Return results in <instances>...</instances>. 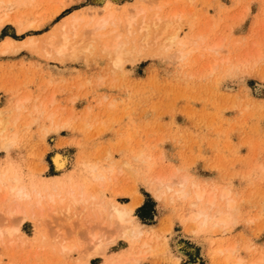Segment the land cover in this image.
Returning a JSON list of instances; mask_svg holds the SVG:
<instances>
[{
    "label": "rangeland",
    "instance_id": "rangeland-1",
    "mask_svg": "<svg viewBox=\"0 0 264 264\" xmlns=\"http://www.w3.org/2000/svg\"><path fill=\"white\" fill-rule=\"evenodd\" d=\"M12 1L0 3V15L10 18L0 40L11 36L27 44L32 36L35 46L20 43L17 51L0 53V110H6L0 118L2 113L7 121L0 137L10 138V146L4 149V141L0 146V171L19 176L29 191L46 188L63 197L72 187L90 202L124 204L142 232L137 238L117 235L103 256L88 258L89 233H110L98 213L79 223L84 206L56 198L43 205L38 220L40 209L21 202L25 218L16 227L22 216L6 218L2 211L14 198L4 201L0 195V264H123L125 258L124 264H264V0ZM55 6L60 11L49 20ZM107 12L113 16L101 30L106 33L101 42L109 45L119 34L126 49L134 46L132 56L118 60L97 39L87 50L79 45L82 49L71 48L62 57L38 44L69 13L82 19L75 22L79 30ZM133 12L136 23L128 30L125 15ZM170 12L183 18L181 42L157 45L154 36L161 35L165 18L173 19ZM155 15L163 21L156 20L158 32L149 27L156 45L146 41L147 51L137 46L146 38L141 20L151 24ZM27 20L45 24L23 30ZM86 25L89 40L93 23ZM15 99L22 100L20 115L8 120ZM56 152L67 157L60 170L52 162ZM184 176L186 198L173 197L160 184ZM195 184L206 190L205 197L211 193V212L231 213L228 227L203 226L194 218L196 210L207 208L192 204ZM223 189L228 196L221 197ZM138 198L140 204L132 206ZM227 198L234 201L233 210ZM12 225L18 230L11 232ZM56 236L73 241L72 249L58 246Z\"/></svg>",
    "mask_w": 264,
    "mask_h": 264
},
{
    "label": "bare ground",
    "instance_id": "bare-ground-1",
    "mask_svg": "<svg viewBox=\"0 0 264 264\" xmlns=\"http://www.w3.org/2000/svg\"><path fill=\"white\" fill-rule=\"evenodd\" d=\"M2 0H0V3H1V5H2V3L3 2H1ZM6 1H8L6 4L8 5V3L10 2V4H13V3H11V2H13L12 0H6ZM30 0H28V2H29ZM194 1V0H193ZM25 3L26 2V0H14V3H15V5L16 4H18V3ZM32 2V1H31ZM4 4H5V2H4ZM9 4V7L11 6ZM6 5V6H7ZM14 5V4H13ZM58 5V4H57ZM4 6V5H3ZM5 6V7H6ZM35 6V5H34ZM65 6V5H64ZM104 6H106V5H104ZM110 6V5H109ZM191 6V5H190ZM2 7V6H1ZM0 7V8H1ZM55 7H57V6H55ZM63 7V6H62ZM4 8V7H3ZM35 8V7H34ZM118 8V7H117ZM176 8V7H175ZM38 9V8H37ZM116 9V8H115ZM119 9V8H118ZM189 9V8H188ZM33 10V9H32ZM102 10V9H101ZM100 10V11H101ZM106 10V9H105ZM113 10V12L115 11L114 9H112ZM191 10V9H190ZM33 11H35V10H33ZM59 11H60V8H54V10L52 11V13L49 15V20L50 19H52L56 14H58L59 13ZM96 11V10H95ZM140 11H142V9H140ZM175 11V10H174ZM29 12H31V11H29ZM48 12V11H47ZM94 12V11H93ZM172 12V11H171ZM170 12V13H171ZM4 13V12H3ZM2 13V15H0V30L3 28V26L5 25V24H7L8 22H10V18L8 17V15H7V13H4L3 14ZM24 13V12H23ZM76 13V12H75ZM132 13V12H131ZM134 13V12H133ZM175 12H173V13H171V16H173L172 18L173 19H171V20H167V18H165L164 19V23H162V21H161V18H159L158 16L159 15H155V17H153V22H151V24H147V21H143V20H141V25H140V27L142 28V29H145V28H147V31H146V34H145V36H146V38L148 37V35H149V33L152 31H148L149 30V27H152V25H153V27H155V30H156V32H158L159 30V27H157V21L159 20V21H161V23L163 24V26H164V28H162V31H159L160 32V34L161 35H158V33H157V35L156 36H154L155 37V39H153V41L154 42H156L157 43V45H158V40L160 41V44L159 45H161V42L162 43H164L165 45L166 44H173V43H179V42H181V39L179 38V35H178V30L179 29H181V28H179V23L180 22H183V18L181 19V17L179 18V16L177 17V19L175 18V14H174ZM71 14L72 13H69V15H67V16H70L71 17ZM113 13L112 12H107L105 15H107V16H101V17H98V18H91L90 20L91 21H88V23H90V22H92L93 23V26H91V30L89 31V29H88V32L90 33V37H92L91 39H90V37H89V40H88V38H85V36H86V34H87V28H85L87 25L86 24H88V23H84L83 25H84V27H81L79 30H81V36L83 35V34H85V35H83L82 37L80 36L79 38H78V36H79V30L77 29V25H78V23L80 22V21H82V19L81 20H79V18L78 17H75V16H72L69 20L67 19L66 21H64V18H66V17H63L61 20H60V22L61 21H63V22H61V24H60V26L57 28V29H55L56 31L55 32H53L51 35H48L47 36V34H46V36L44 37V38H46L45 39V41H44V38H43V40H41V39H39L40 40V42H38V44H40V43H43V45H47L46 46V48L48 47H50V49L49 50H47L48 52L52 49V51H53V49H54V51L53 52H49L50 54L51 53H53V54H56V55H58V56H60V57H62L66 52H68L71 48H74V47H77L78 49L76 50V51H78L79 50V48L80 49H86V48H84V47H87V49H88V47L90 46V47H92L91 46V40H92V42H93V40L94 39H97V40H100V42H101V39L103 38V37H105L106 36V33H102V29H104L106 26H107V24L108 23H110V19L109 18H111V16H113L112 15ZM20 15H22V14H20ZM117 15V14H116ZM128 15L129 14H127V16L125 15V21H126V26L129 28L128 30H130V28L132 27V25H134L136 22H134L135 20V16L137 15H135V13H134V15H131V16H129L128 17ZM13 16H14V14H13ZM77 16H79L78 14H77ZM83 16V15H82ZM170 15H168V17H169ZM25 17V16H24ZM80 17V16H79ZM14 18V17H13ZM17 17H15V19H16ZM80 18H82V17H80ZM152 18V17H151ZM18 19V18H17ZM16 19V20H17ZM175 19V20H174ZM178 19H180V21L178 20ZM15 20V21H16ZM48 19H47V21H49ZM77 20H79V22L77 23V24H75V22H77ZM134 20V21H133ZM157 20V21H156ZM177 20V21H176ZM28 21V20H27ZM36 21V20H35ZM35 21H32V22H27L26 23V25H24L23 26V30H25V28H34V29H38V28H41V27H43L44 26V24H45V21L43 20V21H37V22H35ZM47 21H46V23H47ZM132 22H134V24H132ZM142 22H144V23H142ZM59 23V22H58ZM139 23V22H138ZM13 25V24H12ZM18 25H21L20 24V22H18ZM82 24L80 25V26H83ZM180 25H181V23H180ZM54 26H56V24L54 25ZM79 26V27H80ZM17 27V26H16ZM20 27V26H19ZM139 27V28H140ZM152 27V28H153ZM181 27V26H180ZM85 28V29H84ZM139 28H138V30H139ZM158 28V29H157ZM19 29V28H18ZM21 29V28H20ZM53 29V28H52ZM20 30H18V32H19ZM82 31H85V33L84 32H82ZM133 31H134V29H133ZM135 32V31H134ZM139 32H140V30H139ZM138 32V33H139ZM147 32H149V33H147ZM23 33V32H22ZM51 33V32H50ZM153 33V32H152ZM121 35V34H120ZM142 36H143V34H142ZM158 36V37H157ZM160 36H162V39L160 38ZM30 39H32V36H28ZM87 37V36H86ZM116 37H119V34L117 35V36H115L113 39L114 40H112V42H109L110 44L108 45V44H106V43H104V41L103 42H101V44L100 43H98V44H100V46L102 47V49L104 50V52H106V50H107V52L109 53H114L115 55H116V58L118 59V60H120V59H122V57H125V55H130V56H132V52H133V50H134V46L132 45L131 46V48H125L126 46H125V44H127V42L126 43H124L123 42V40H121V37L119 38V40H118V38L116 39ZM29 38H27L28 40L26 41V43L27 44H23V40H21V41H19V40H16V39H14V38H12L11 36H5L3 39H1L0 40V53H6V52H8V51H11V52H14V50L15 51H17L19 48H20V46H22V45H29L30 43L32 44V46H33V44L34 43H32L33 41L32 40H29ZM39 38V37H38ZM41 38V37H40ZM145 37H144V39H146ZM150 38V40H142L141 42L142 43H140V41H139V43L140 44H143L144 42V47L142 46V45H138L137 44V46H139V48L141 47V48H145L146 50L151 46V43H152V46L153 45H156V44H153L154 42L151 40L152 38L151 37H148V39ZM160 38V39H159ZM35 40H36V38H34ZM25 41V40H24ZM37 41V40H36ZM43 41V42H42ZM146 41L150 44H146ZM151 43H150V42ZM167 41V42H166ZM29 42V43H28ZM35 42V41H34ZM106 42V41H105ZM20 43L22 44V45H20ZM36 43V42H35ZM45 43V44H44ZM80 43V44H79ZM104 45H103V44ZM138 43V42H137ZM163 44V45H164ZM216 44V45H215ZM214 44V42H213V47L217 50V48L219 49V46H221V42H217V43H215ZM220 44V45H219ZM42 45V44H41ZM42 45V47H43V49H44V51H45V46H43ZM79 45L80 46H82V48L81 47H79ZM147 45H149V47L147 48L146 46ZM31 45H29V47H30ZM34 46H35V44H34ZM23 47V46H22ZM31 48V47H30ZM33 48V47H32ZM47 48V49H48ZM153 48H155V47H153ZM210 48V47H209ZM42 48H41V50H43ZM86 49V50H87ZM137 50H138V47L136 48ZM152 49V48H151ZM136 50V51H137ZM143 50V49H142ZM46 51V53H48ZM136 51H134V54L135 55H139V52H140V49H139V51H137V53L138 54H136ZM144 51V50H143ZM148 51V50H147ZM70 52V51H69ZM153 52V51H152ZM152 52H151V54H152ZM182 52V51H181ZM45 53V52H44ZM74 53V52H73ZM134 54H133V56H134ZM186 53H184L183 55H185ZM147 55V54H146ZM49 56V55H48ZM66 56V55H65ZM71 56V55H70ZM129 56V57H130ZM140 56V55H139ZM181 56V55H180ZM67 57V56H66ZM69 57V56H68ZM136 56H134L133 58L132 57H130V58H132V59H134ZM145 57V56H144ZM54 58V57H53ZM228 58V57H227ZM136 59V58H135ZM134 59V60H135ZM221 59H223V58H221ZM225 59H226V57H225ZM229 59V58H228ZM228 59H226V60H228ZM226 60H225V62H226ZM14 99V98H13ZM26 100H27V98H25ZM24 99V100H25ZM10 100V99H9ZM23 100V101H24ZM9 103V102H8ZM12 103H14L13 105H12V107H10V109H8V113H11L12 114V111L14 112V114L13 115H11V114H9L10 116H12L11 118H7L8 120L9 119H12L13 121L14 120H17L18 119V116L20 115V114H18V112H19V110L21 109V106H22V100H19V99H15V102H12ZM1 111V110H0ZM3 112H6V110H2ZM1 111V112H2ZM20 113V112H19ZM8 115V116H9ZM5 117L6 116H4L3 115V117H2V113H1V118H4V119H1L0 118V126H2L1 128H0V131H1V129L3 128V127H5V123L7 122L6 121V119H5ZM44 133V132H43ZM14 135V134H13ZM8 137V138H7ZM10 139L9 138V136H5V137H0V146H1V143H2V141H4L3 143H2V147H4V149H5V146H7V145H9L10 146V142L8 141V140ZM66 158L67 157H64L63 155H61L60 153H58V152H56V153H54V155H53V157H52V162H53V164H54V167H55V169H57V170H60V169H63L64 167H65V165H66V163H67V160H66ZM7 160V159H6ZM4 163V162H3ZM159 172V171H158ZM157 172V174L155 173V175H156V178H155V176H154V178H155V180L157 179L158 180V182H159V178L157 177L158 175H161V173L159 174ZM150 173V172H149ZM152 173H153V171H152ZM151 173V174H152ZM20 175V174H19ZM148 176V175H147ZM149 176H150V174H149ZM148 176V177H149ZM152 176V175H151ZM162 176H163V174H162ZM161 176V177H162ZM98 177H100V175L99 176H95L94 178H98ZM102 177H103V175H102ZM148 177H146L147 179H148ZM144 178V177H143ZM150 178V177H149ZM153 178V179H154ZM63 179V178H62ZM145 179V178H144ZM152 182V181H151ZM150 182V183H151ZM156 182V181H155ZM154 184V183H153ZM160 184L162 185V184H164L163 186L166 188V190L169 192V191H171V195L174 197V196H177V197H184V198H186L187 196H188V194H189V188H188V178L187 177H180L179 178V180H172V181H169V182H161L160 181ZM42 185V184H41ZM159 185V184H158ZM160 185V186H161ZM50 186V185H49ZM153 186V185H152ZM190 186V185H189ZM192 186V185H191ZM42 187V186H41ZM69 187V186H68ZM150 187V186H149ZM154 187V186H153ZM193 188H195L193 191H192V193L194 194L193 196V199H194V202H192V204L193 205H197L198 203H200V204H202V202H203V204H205L206 206H207V210L205 209V207L203 208H201V209H199L198 211L196 210V212H194L195 214H194V218H196V219H198L199 220V222H200V224L201 225H203V226H207V225H209V224H212V225H220V226H223V227H228L231 223H232V217H231V213L229 214L228 212H225V211H223V210H221V209H217L215 212H211L212 211V207L214 206V199H213V197L212 196H207L209 193H207V195H206V197H205V194H206V190L204 191L203 190V188L202 189H200V188H198V186L195 184V185H193L192 186ZM200 187V186H199ZM44 188V187H43ZM188 188V189H187ZM153 189V188H152ZM32 190V189H31ZM46 190V188L45 189H38V188H35L33 191H29L22 183H21V178H19V176H17V175H15V176H8V175H6V173L5 172H1L0 171V195H1V198L3 197V200L5 201V199L4 198H6V197H8V196H12V198H14L13 200V204H11L9 207H8V205L9 204H7V210H6V208L4 209V210H2V211H4V215L5 216H7L6 218H10V216L13 218L14 216L13 215H18V217L19 216H22V215H20V214H24V209L22 208V203H25V204H27L28 206H29V209H31L32 208V210H35L36 208H38L37 210L39 211V209H40V213L38 212L37 214H41V212H42V210H43V205L45 204V206H51V204H54V202L56 201V198H57V201L59 200V202H61V203H63V201H65V200H68L67 202H68V204L70 203V204H72V205H74L73 207H75V205L76 204H80L81 203V205L82 206H84V209L82 210L83 211V213H82V216L83 217H81V218H79V223H82V221H84L83 219H84V216L86 217V218H89L88 219V221H91V218H90V216L91 215H93L94 214V217H95V213H98V215L99 216H101L102 217V221H103V223H102V221H100L101 220V217H99V221L101 222V224L103 225V227H104V229H105V220H107V226L109 225V231H110V233H105V232H103V234L105 233V236L106 235H108V236H104L103 234H96V233H94L95 231H93V232H91V233H89V236L91 235L92 237H91V239H90V241L91 242H93V245H92V250H91V248H90V250H86V252L88 251V252H90L89 254H88V258H95V257H101V256H103L106 252H105V249H106V244L107 243H115V240H116V236L117 235H119V236H131V237H136L137 238V236L142 232V229L140 228V222L138 223L137 221H136V218H135V216H133V217H130L129 216V211L132 209V208H130L129 210H127V209H125L126 207H124V204H121V203H114V201L113 202H111L110 200V203H106L105 201H100V202H98V203H95V202H93V200L90 202L88 199H86L85 198V196H84V192H82L83 190H81V192H79V194L81 193V195H80V197H78L77 195H76V193H75V190L72 188V187H69V188H67V189H65V195L63 196V197H61L60 195H59V193H55V192H50V191H45ZM50 190H51V188H50ZM64 190V189H63ZM160 190V189H159ZM192 190V189H191ZM157 191V190H156ZM154 192V191H153ZM78 193V192H77ZM162 193H163V191H162ZM221 193V197H225L229 192H227V190H224L223 189V191L222 192H220ZM219 193V194H220ZM102 194V193H101ZM211 194V193H210ZM170 195V194H169ZM190 196V195H189ZM228 196V195H227ZM58 197H59V199H58ZM191 197V196H190ZM93 199V198H92ZM141 199L142 198H138L137 199V201L135 202V203H133V205L132 206H138L139 204H140V202H141ZM171 199H173V198H171ZM222 199V198H221ZM228 199V198H227ZM136 200V199H135ZM204 200V201H203ZM232 199L230 198V199H228V200H226V204H227V208H230V210H233V209H231L232 207H233V202L234 201H231ZM47 201H49V202H53V203H51L50 205H46L47 204ZM108 201V200H107ZM22 202V203H21ZM67 202H66V204H67ZM58 203V202H57ZM191 203V202H190ZM49 204V203H48ZM69 204V205H70ZM191 204V205H192ZM218 204V203H217ZM62 205V204H61ZM68 205V206H69ZM52 206H54V205H52ZM77 207H78V205H76ZM201 206V205H200ZM221 206V205H220ZM223 206V205H222ZM224 206H225V204H224ZM76 207V208H77ZM199 208V207H198ZM218 208V207H217ZM222 208V207H221ZM42 209V210H41ZM209 209V210H208ZM31 210V211H32ZM58 210V209H57ZM215 210V209H214ZM6 211V212H5ZM27 211V210H26ZM69 211V210H68ZM36 212V211H35ZM73 212H74V210H73ZM231 212V211H230ZM32 214H33V216H35L36 215V213H35V215H34V212L32 211L31 212ZM92 213V214H91ZM102 214V215H101ZM79 215H81V214H79ZM25 216V215H24ZM41 216V217H40ZM39 219L38 220H42V214L41 215H39V216H37ZM78 217V216H77ZM76 217V218H77ZM14 218H16V217H14ZM22 218H25V217H21V218H16V219H18V221L15 223V222H13V223H15V225L14 226H16V227H18V225L17 224H19L20 222V220L19 219H22ZM32 218V217H31ZM41 218V219H40ZM96 218V217H95ZM16 219H15V221H16ZM36 219V218H35ZM7 220V219H6ZM6 220H5V223H6ZM9 220V219H8ZM7 220V221H8ZM23 220V219H22ZM21 220V221H22ZM80 220H81V222H80ZM92 220H96V219H92ZM96 221H98V218H97V220ZM95 221V222H96ZM98 221V222H99ZM99 222V223H100ZM4 223V224H5ZM8 223V222H7ZM12 224V223H11ZM83 224H84V222H83ZM83 224H78V226H81V225H83ZM13 225L10 227V229L12 230L11 232H13V231H15V230H18V228H12V227H14ZM106 226V227H107ZM5 227V226H4ZM145 228V227H144ZM3 230V229H2ZM1 230V231H2ZM94 230V229H93ZM4 232V231H3ZM2 232V233H3ZM10 232V233H11ZM94 233V234H93ZM10 235V234H9ZM98 235V236H97ZM101 237H100V236ZM149 235V234H148ZM23 236V235H22ZM60 237V238H59ZM59 237H55L54 239V241H56L57 243L56 244H59L58 246H60V247H62V249H64V250H66V249H68V250H71L72 249V247H73V241H71V240H67V239H65V238H63V236L61 237V236H59ZM98 238V240H95V239H97ZM101 238V239H100ZM140 238V237H139ZM65 239V240H64ZM130 239V238H129ZM147 239V238H146ZM74 240V239H73ZM132 240V239H131ZM139 240V239H138ZM143 241V240H142ZM132 243V242H131ZM137 243V242H136ZM132 244H134V243H132ZM142 245V247L143 246H145L147 243H146V240L145 241H143L142 243H141ZM140 247V246H139ZM147 249V248H146ZM139 250V249H138ZM124 251V250H123ZM127 251H129V250H127ZM130 253H132V252H130ZM138 254V253H137ZM147 254V253H146ZM117 255V254H116ZM122 256V255H121ZM127 256V255H126ZM129 256H130V254H129ZM136 256V255H135ZM137 256H142V254L140 255H137ZM124 257V256H123ZM109 258V257H108ZM128 258V257H127ZM134 258V257H133ZM141 258V257H140ZM116 259V258H115ZM135 259H137V258H135ZM106 260V259H105ZM119 260V259H118ZM121 260V259H120ZM125 260H126V258H125ZM125 260H123V264H124V262H125ZM129 260V259H128ZM129 262V261H128ZM121 263H122V261H121ZM111 264V263H110ZM114 264V263H113ZM120 264V263H119ZM139 264V263H138Z\"/></svg>",
    "mask_w": 264,
    "mask_h": 264
},
{
    "label": "trees",
    "instance_id": "trees-1",
    "mask_svg": "<svg viewBox=\"0 0 264 264\" xmlns=\"http://www.w3.org/2000/svg\"><path fill=\"white\" fill-rule=\"evenodd\" d=\"M3 35H6V34H2V36H3Z\"/></svg>",
    "mask_w": 264,
    "mask_h": 264
}]
</instances>
